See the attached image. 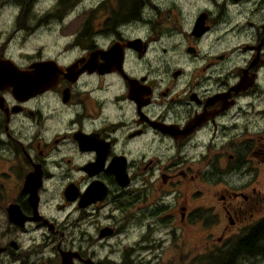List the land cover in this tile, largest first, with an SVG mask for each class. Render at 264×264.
<instances>
[{
  "label": "flooded vegetation",
  "instance_id": "af4514ba",
  "mask_svg": "<svg viewBox=\"0 0 264 264\" xmlns=\"http://www.w3.org/2000/svg\"><path fill=\"white\" fill-rule=\"evenodd\" d=\"M0 166V264H145L168 220L230 251L264 221V0H0Z\"/></svg>",
  "mask_w": 264,
  "mask_h": 264
},
{
  "label": "rangeland",
  "instance_id": "374dc122",
  "mask_svg": "<svg viewBox=\"0 0 264 264\" xmlns=\"http://www.w3.org/2000/svg\"><path fill=\"white\" fill-rule=\"evenodd\" d=\"M7 188L14 189L13 183L9 181ZM134 212L140 213L137 203L134 205ZM1 215L2 212L0 210V224L2 222ZM134 221L136 220L132 222ZM149 223L152 224L153 222L150 221ZM145 224L144 222L141 223L140 227H133L132 233H130L131 241L135 242L137 240L139 231L145 229ZM154 224L156 225V229L151 233L149 241H156L157 246L152 248L151 252L146 255V259H149V262L146 261L145 264H212L208 259L209 255L220 250L218 248L222 246V244H214L215 238H212L217 234L216 227L220 226L221 222H218V225L216 223L206 225L205 229H202L199 223H195L192 227H187L179 224L176 220H168L163 224H159L158 222ZM211 234L215 235L211 236ZM206 242L209 243L210 248H207ZM232 242L229 244V248L233 246ZM0 258L5 261L3 256H0ZM232 262L240 264L239 259H234ZM250 263L253 264L254 262L250 261L244 264Z\"/></svg>",
  "mask_w": 264,
  "mask_h": 264
},
{
  "label": "trees",
  "instance_id": "16d2710c",
  "mask_svg": "<svg viewBox=\"0 0 264 264\" xmlns=\"http://www.w3.org/2000/svg\"><path fill=\"white\" fill-rule=\"evenodd\" d=\"M247 233L245 234V237H239L235 239V243H233V246L230 251L222 252L220 250L211 253L208 257V259L212 262V264H234L232 261L234 259H242L241 256L243 252L245 251V254H249L251 250H249L248 246L252 247L253 243L260 238V244H257V247L264 246V221H261L258 224H254L251 227L247 229ZM252 245V246H251ZM254 246V247H256ZM253 248V247H252ZM257 254L251 255L250 258H243L244 263H249L250 261H253V258H255ZM255 263V262H254ZM253 263V264H254ZM252 264V263H250ZM256 264V263H255Z\"/></svg>",
  "mask_w": 264,
  "mask_h": 264
},
{
  "label": "water",
  "instance_id": "95a60500",
  "mask_svg": "<svg viewBox=\"0 0 264 264\" xmlns=\"http://www.w3.org/2000/svg\"><path fill=\"white\" fill-rule=\"evenodd\" d=\"M25 184H26V182H25ZM26 187V185L24 186V188ZM15 208H17L16 206H14V205H11V206H9L8 207V209H7V212H8V218H9V220L11 221V222H15L16 220H15V213H14V209ZM12 247H14V245H11ZM15 248V247H14ZM3 250V248H1L0 247V252ZM63 261V260H62ZM66 263V262H65Z\"/></svg>",
  "mask_w": 264,
  "mask_h": 264
}]
</instances>
